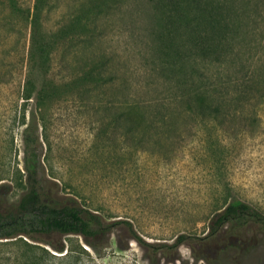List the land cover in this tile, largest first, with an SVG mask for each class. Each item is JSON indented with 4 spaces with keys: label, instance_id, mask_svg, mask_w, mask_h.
<instances>
[{
    "label": "rangeland",
    "instance_id": "obj_1",
    "mask_svg": "<svg viewBox=\"0 0 264 264\" xmlns=\"http://www.w3.org/2000/svg\"><path fill=\"white\" fill-rule=\"evenodd\" d=\"M92 1L53 0L42 14L46 32L83 17L78 7L90 11ZM227 1L240 8L241 20L235 39L241 55L235 65L230 56L231 73L241 63H262L264 0ZM34 2L0 0V183L9 184L10 201L25 191L24 158L29 152L44 162L49 177L60 181L63 193L75 196L105 221L130 220L149 242L172 243L180 234L205 237L213 214L234 199L264 212V103L253 107L254 101L249 102L226 130L215 121L179 117L177 121L186 120L189 127L180 126L166 140L168 128L150 129L140 146L133 135L126 137L108 126L101 107L107 100L167 99L164 77L149 75L158 59L151 0H110L86 39L55 48L51 74L65 73L64 63L101 57L107 68L125 77L127 86H105L107 95L91 98L95 102L90 104L77 95L55 102L44 128L34 97L25 100L22 95L29 37L22 11ZM156 136L161 137L159 145L152 144ZM229 236L234 242L225 246ZM61 238L68 240L66 256L53 258L37 249L32 256H39L41 264H150L143 248L122 228H114L97 248L81 236ZM11 247L0 246V255H22V247ZM194 247L195 252L184 243L178 259L160 264H264V235L251 229L242 234L224 230Z\"/></svg>",
    "mask_w": 264,
    "mask_h": 264
},
{
    "label": "trees",
    "instance_id": "obj_2",
    "mask_svg": "<svg viewBox=\"0 0 264 264\" xmlns=\"http://www.w3.org/2000/svg\"><path fill=\"white\" fill-rule=\"evenodd\" d=\"M52 1L35 0L32 7L22 11L29 33L22 95L25 100L34 97L36 113L44 128L55 102L77 95L90 104L95 102L91 98L107 95L105 86L119 90L127 86L125 77L107 68L101 57L87 59L83 64L64 63L65 73L51 74L55 48L68 41L75 44L86 39L88 30L110 0L92 1L94 10L90 11L79 6L77 12L80 10L83 17L77 15L72 24L47 33L42 14ZM151 2L156 10L153 36L158 59L149 75L152 72L164 77L161 84L166 85L168 96L166 100L133 97L105 101L101 107L108 115L110 129L126 137L133 135L134 142L140 146L146 142L150 129L168 128L166 140L177 134L180 126L189 127L186 120L177 121L179 117L215 121L226 130L235 114L246 109L249 102L254 101L253 107L264 103V57L260 65L241 63L237 71L229 72L230 56H233L231 64L235 65L241 55L237 48L240 44L235 42L241 27L240 8L227 0ZM228 76L232 77L228 79ZM154 138L152 144L159 145L161 137ZM24 167L25 191L16 201H10L7 196L9 184L0 183V240H3L0 246L18 250L22 247V255L16 253L12 259L0 255V264H41L39 256H32L35 249L50 257L62 258L69 246L68 240L61 236H81L88 246L97 248L114 228L125 229L143 248L150 264L178 259V248L184 243L190 244L195 252V244H203L224 230L242 234L251 229L264 235V212L234 199L213 214L205 237L180 234L172 243L149 242L135 231L130 220L105 221L75 196L63 193L60 181L48 176L38 155L26 152ZM231 237L234 236L228 237L225 246L232 243Z\"/></svg>",
    "mask_w": 264,
    "mask_h": 264
},
{
    "label": "built area",
    "instance_id": "obj_3",
    "mask_svg": "<svg viewBox=\"0 0 264 264\" xmlns=\"http://www.w3.org/2000/svg\"><path fill=\"white\" fill-rule=\"evenodd\" d=\"M230 240H231L232 243L234 242L233 239H232V237L230 238ZM234 240H235V242H238V239L237 238H234Z\"/></svg>",
    "mask_w": 264,
    "mask_h": 264
}]
</instances>
